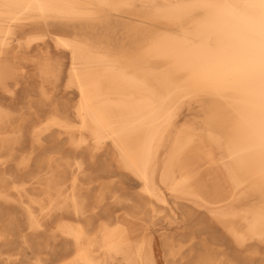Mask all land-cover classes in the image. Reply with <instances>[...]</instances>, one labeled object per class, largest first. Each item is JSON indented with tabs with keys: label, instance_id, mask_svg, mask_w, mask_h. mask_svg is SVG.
Instances as JSON below:
<instances>
[{
	"label": "bare ground",
	"instance_id": "1",
	"mask_svg": "<svg viewBox=\"0 0 264 264\" xmlns=\"http://www.w3.org/2000/svg\"><path fill=\"white\" fill-rule=\"evenodd\" d=\"M164 221L264 264V0H0V264H158Z\"/></svg>",
	"mask_w": 264,
	"mask_h": 264
},
{
	"label": "rangeland",
	"instance_id": "2",
	"mask_svg": "<svg viewBox=\"0 0 264 264\" xmlns=\"http://www.w3.org/2000/svg\"><path fill=\"white\" fill-rule=\"evenodd\" d=\"M31 85L35 87L37 85V83H31ZM30 94L33 96V91H31ZM39 111L45 112V111H47V109H41ZM196 115H197V111L193 107L189 111H186L184 113V115L182 116V120H187L189 118L190 119H194ZM179 225L180 224H176V223L170 224L168 221H164L162 223H157L154 226H152V225L150 226V227L153 228L152 232H153V236H154V245H155V249H156V257H157L158 264H165V257H164L165 252H164V249H162L163 248V239L161 238L162 237L161 236L162 232H164V233H172V232H174L175 230L178 229ZM24 255H25L24 252L19 254V256H21V258ZM28 255H31V254H28ZM14 257L15 256H13V258ZM19 261L17 260V262H15V263L16 264H22L23 263L22 260H19Z\"/></svg>",
	"mask_w": 264,
	"mask_h": 264
}]
</instances>
